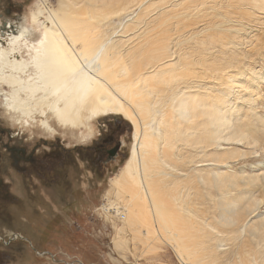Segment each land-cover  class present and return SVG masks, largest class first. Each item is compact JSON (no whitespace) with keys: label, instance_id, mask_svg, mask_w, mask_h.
Masks as SVG:
<instances>
[{"label":"bare ground","instance_id":"bare-ground-1","mask_svg":"<svg viewBox=\"0 0 264 264\" xmlns=\"http://www.w3.org/2000/svg\"><path fill=\"white\" fill-rule=\"evenodd\" d=\"M5 24L9 112L31 105L48 130L47 113L130 123L104 209L132 242L179 264H264V0H40Z\"/></svg>","mask_w":264,"mask_h":264},{"label":"rangeland","instance_id":"rangeland-1","mask_svg":"<svg viewBox=\"0 0 264 264\" xmlns=\"http://www.w3.org/2000/svg\"><path fill=\"white\" fill-rule=\"evenodd\" d=\"M46 1L55 5L56 0ZM11 3L19 6L16 14L6 15L3 10L5 18L1 16L0 23L2 20L29 18L30 13L40 6V0H13ZM114 26L116 29L111 30L118 32L122 24ZM4 89L9 88L0 87V124L12 132L17 131L15 138L18 142L29 150L42 138L49 145L41 148V153L58 143L63 144V150H68L64 153L55 151L49 158L57 173L51 179H45L48 182L61 179L58 185L44 184L35 176L27 182L10 166L7 155L1 150L0 181L9 183L10 188L7 196L0 195V236L8 239L17 235V238L0 243V264H179L163 242L154 243L149 250L132 242L122 221L112 210L104 209L107 197L114 200L110 179L118 174L129 156L132 127L127 120L112 113L98 118L83 113L80 127L64 129L47 113V120L54 129L48 130L39 123L44 116H40L37 108L31 105L27 106L25 115L9 112L4 106ZM110 121V124L119 122L113 139H117L121 148L117 147L119 151L115 157H104L102 170H93L89 165V149L95 141L101 140L100 134L110 128ZM63 161L65 166L61 170L57 164ZM4 192L5 189L0 194Z\"/></svg>","mask_w":264,"mask_h":264},{"label":"flooded vegetation","instance_id":"flooded-vegetation-1","mask_svg":"<svg viewBox=\"0 0 264 264\" xmlns=\"http://www.w3.org/2000/svg\"><path fill=\"white\" fill-rule=\"evenodd\" d=\"M2 1L6 2L4 8H3ZM2 1H0V17L2 16L5 18V15L2 12L3 10L6 15L14 16L16 14V9L19 8V6H16V4L11 3L13 0H2ZM13 9L15 11H13ZM1 23L3 24L2 25L0 24V33L2 32V29H4V27L6 26L5 20H3ZM110 123L111 121L109 122V127L111 129L105 128L104 131L101 129L103 131L100 134L101 140L95 141L92 147H90L89 149V152L91 153V158L89 159L90 161L89 165H90V168H93V170H97V169L102 170V162H103L104 157H106L107 155L110 157H113L119 151L117 147L120 146L121 148V144L119 142L116 143L117 139L115 140L113 139L116 135L115 129L119 125V122L114 121L112 122V124ZM105 125L107 127V124ZM113 126L114 128H112ZM106 131H108L109 134H107L108 132ZM13 134L14 133L9 127H6L0 124V155H3L1 153V150L3 151V153L5 152V155H7V159H8L7 162H9L10 166L12 168H15L18 174L23 175L27 182H29L28 180H30L32 176H35L37 177V179H40L41 181H43L44 184H47V185L53 184V183L55 184L61 183V179L58 181L56 180L55 182H51V181L48 182L45 179V177L51 179V176H55L57 173L55 170L56 167L54 165L52 167L50 164L49 158L52 157V154L58 150H61L64 153V151H67L68 149L63 150L64 148L62 147L63 144L58 143L57 144L58 146L51 145L52 147L51 148L48 147L49 149V150L47 149L48 151L45 150L41 153L40 149L43 148L45 145H49L48 141H44L41 138L42 141L38 140L34 142L28 150L24 144H21L20 142L16 140V138L13 137ZM108 143H111V144H108ZM55 161H58V160H55ZM59 162L61 161L59 160ZM57 166H59L60 169L64 168L65 166L64 161L61 164L59 163V165L57 164ZM27 182H25V184ZM8 188H10L9 183L5 184V181H0V192L4 191L5 189L4 194H0L1 196L8 195V192H9Z\"/></svg>","mask_w":264,"mask_h":264},{"label":"built area","instance_id":"built-area-1","mask_svg":"<svg viewBox=\"0 0 264 264\" xmlns=\"http://www.w3.org/2000/svg\"><path fill=\"white\" fill-rule=\"evenodd\" d=\"M17 238V235L16 236H12V238H8V239H5V237H3V236H0V243L2 242H4V243H6V240H8L9 242H10V240L11 239H16Z\"/></svg>","mask_w":264,"mask_h":264},{"label":"trees","instance_id":"trees-1","mask_svg":"<svg viewBox=\"0 0 264 264\" xmlns=\"http://www.w3.org/2000/svg\"><path fill=\"white\" fill-rule=\"evenodd\" d=\"M10 244V243H9ZM0 252H2L1 250H0ZM80 264H82L81 262H80Z\"/></svg>","mask_w":264,"mask_h":264},{"label":"crops","instance_id":"crops-1","mask_svg":"<svg viewBox=\"0 0 264 264\" xmlns=\"http://www.w3.org/2000/svg\"><path fill=\"white\" fill-rule=\"evenodd\" d=\"M9 245V244H8ZM2 251V250H1ZM4 252H5V250H4Z\"/></svg>","mask_w":264,"mask_h":264}]
</instances>
